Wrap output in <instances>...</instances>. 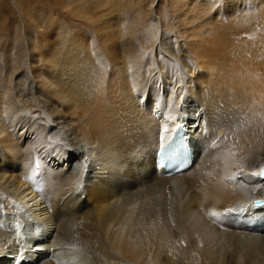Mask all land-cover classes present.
<instances>
[{"label":"bare ground","instance_id":"bare-ground-1","mask_svg":"<svg viewBox=\"0 0 264 264\" xmlns=\"http://www.w3.org/2000/svg\"><path fill=\"white\" fill-rule=\"evenodd\" d=\"M195 1L186 47L161 40L147 61L155 42L102 21L112 71H82L79 37L68 71H29L31 93L0 76V264H264V71L230 50L250 24ZM178 122L195 158L166 177L156 148Z\"/></svg>","mask_w":264,"mask_h":264},{"label":"rangeland","instance_id":"rangeland-1","mask_svg":"<svg viewBox=\"0 0 264 264\" xmlns=\"http://www.w3.org/2000/svg\"><path fill=\"white\" fill-rule=\"evenodd\" d=\"M65 1L0 0V76L4 88L9 87L8 79L11 72L14 73L15 82L12 91L23 95L31 93L28 85L31 80L29 71L33 73L57 71L59 65L62 71H68L65 61L74 57V54H70L74 46L71 41L77 44L79 37L78 44L83 51L78 50L75 55L78 53L82 55L79 59V67L82 71H112L110 56L105 46L107 40L104 39L109 25L106 23L103 24L102 30L97 29V25H100L98 22L102 21H116L119 24L114 23L118 26H124L122 27L124 39L130 37L132 33L128 34V32L132 27H137L143 33L140 39L144 41L149 37L150 44L155 42L154 47L149 46L143 54L146 55L147 61L152 56H156V49L161 40H169L176 46L186 47L181 35V17H183L181 14L186 10L185 7L189 2H196L195 0H82L85 7L83 12L88 15L74 16L64 6ZM211 1L214 6L211 8L213 23L225 25L233 21L240 25L248 23L251 26L249 32L234 37L230 47V50L240 52L239 71H264V0H236L234 11L230 14L226 13L228 9L223 8L222 12L220 10L227 0ZM108 35L114 38L115 33ZM134 39L138 40V37ZM142 40L138 41L141 43ZM49 53H52L51 56ZM191 63L193 64L192 61ZM27 76L28 82L24 78Z\"/></svg>","mask_w":264,"mask_h":264},{"label":"snow or ice","instance_id":"snow-or-ice-1","mask_svg":"<svg viewBox=\"0 0 264 264\" xmlns=\"http://www.w3.org/2000/svg\"><path fill=\"white\" fill-rule=\"evenodd\" d=\"M172 147H173L172 145H169L168 148H164V149L161 150L162 153H163L164 158H166L167 153L172 149ZM161 166H162V167L165 166V165L163 164V162H161ZM252 176H254V177H255V176H259V177L264 178V169H261V171H260L259 173L253 172V173H252ZM231 178H235V177H231ZM261 203H264V202L257 201V205H259V204H261ZM2 207H3V206L0 205V208H2ZM240 211H243V210H240ZM211 215H212V216H216L217 213H216V212H212Z\"/></svg>","mask_w":264,"mask_h":264},{"label":"water","instance_id":"water-1","mask_svg":"<svg viewBox=\"0 0 264 264\" xmlns=\"http://www.w3.org/2000/svg\"><path fill=\"white\" fill-rule=\"evenodd\" d=\"M255 204H257V201L255 202ZM260 205V204H259Z\"/></svg>","mask_w":264,"mask_h":264}]
</instances>
